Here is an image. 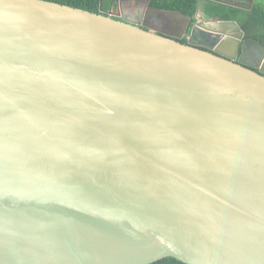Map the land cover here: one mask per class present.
<instances>
[{"label": "water", "instance_id": "water-1", "mask_svg": "<svg viewBox=\"0 0 264 264\" xmlns=\"http://www.w3.org/2000/svg\"><path fill=\"white\" fill-rule=\"evenodd\" d=\"M150 10L179 33L0 0V264H264V46Z\"/></svg>", "mask_w": 264, "mask_h": 264}, {"label": "trees", "instance_id": "trees-1", "mask_svg": "<svg viewBox=\"0 0 264 264\" xmlns=\"http://www.w3.org/2000/svg\"><path fill=\"white\" fill-rule=\"evenodd\" d=\"M81 9L94 14L108 16L118 7L120 0H44ZM243 7H236L211 0H149V8L168 12H177L191 19L187 38L197 22L199 11L206 20L233 21L238 23L245 38L260 42L264 46V0H228ZM114 15V14H113ZM121 20L117 16L113 17ZM187 38L179 41L187 44ZM155 264H181L173 258L164 259Z\"/></svg>", "mask_w": 264, "mask_h": 264}, {"label": "flooded vegetation", "instance_id": "flooded-vegetation-1", "mask_svg": "<svg viewBox=\"0 0 264 264\" xmlns=\"http://www.w3.org/2000/svg\"><path fill=\"white\" fill-rule=\"evenodd\" d=\"M120 3L121 4L129 3L130 7H133L134 9H138L140 6H143L142 8L145 9V13H146L145 19L141 20L140 18H138L136 20H129V19L122 18V19H125L127 22H130V23L135 24V25L139 24L140 26H142V28L147 29V30L158 31V32H161L164 34L167 32L168 36H170V34L174 35V34L179 33L174 29V27H175V23L177 24L179 22V24H180V22H181L180 19L179 20L175 19V22L171 23L169 25L161 24V26H158L156 24V22H154V21H149L150 19L153 18L154 15L159 16V17H169V18H171V17L167 16V15L158 14L156 12L151 11L145 0H120L119 4ZM134 4H135V6H133ZM136 16H138V15H136ZM156 19H158V18H156ZM158 27H161V28L159 29ZM187 33H188V30H187L186 34L181 39H177V41H181L184 38H187ZM171 37H173V36H171ZM190 38H191V35L189 34V36L187 38V44H188ZM217 41H218V39H214L213 37H208V38L203 37L202 38L199 33H195L194 38L192 40L194 46H196L199 49L206 50L209 52H212L211 49H213L215 47V43ZM241 56H242V49H240V51L238 53V57H237L236 62H239ZM242 63L245 67L250 68L252 70H255L259 74L264 76V53L261 50H259L258 48H254V49L251 48L248 51L247 55H245V57L243 58Z\"/></svg>", "mask_w": 264, "mask_h": 264}, {"label": "bare ground", "instance_id": "bare-ground-1", "mask_svg": "<svg viewBox=\"0 0 264 264\" xmlns=\"http://www.w3.org/2000/svg\"><path fill=\"white\" fill-rule=\"evenodd\" d=\"M149 7V6H148ZM101 15V14H100ZM108 16H111L112 18L114 17V15L112 13H110ZM114 19V18H113ZM121 20L118 21H126L125 19L120 18ZM116 20V19H115ZM127 22V21H126ZM233 22V21H232ZM130 23V22H129ZM238 24V23H237ZM241 28V27H240ZM213 29V30H211ZM147 30V29H146ZM193 30V28H192ZM192 30L190 35L192 34ZM243 31V30H242ZM244 32V31H243ZM196 33H199L200 36L203 38H208V37H213L214 39H218V41L215 43V47H217V43L226 40L228 43L230 44H234L236 41H238L239 39V32L238 31H232L231 29H229L227 26H222V25H218V26H209V28H198V30L196 31ZM244 40H249L246 39L245 37L243 38ZM254 41V40H251ZM258 42V41H257Z\"/></svg>", "mask_w": 264, "mask_h": 264}, {"label": "rangeland", "instance_id": "rangeland-1", "mask_svg": "<svg viewBox=\"0 0 264 264\" xmlns=\"http://www.w3.org/2000/svg\"><path fill=\"white\" fill-rule=\"evenodd\" d=\"M133 6H135V4ZM142 7L143 6H140L138 9H134L133 7H130L129 3H125V4L120 3L118 4L117 8L111 11V13L117 16L118 18H125L129 20H136L140 18L141 20H143L146 18V13H145V9H143ZM175 19L179 20V18L159 17L154 15L153 18L150 19L149 21H154L158 26H161V24L169 25L171 23H174ZM158 28L160 29L161 27Z\"/></svg>", "mask_w": 264, "mask_h": 264}]
</instances>
